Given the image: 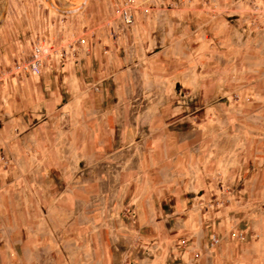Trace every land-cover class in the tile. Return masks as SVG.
<instances>
[{"label":"rangeland","instance_id":"rangeland-1","mask_svg":"<svg viewBox=\"0 0 264 264\" xmlns=\"http://www.w3.org/2000/svg\"><path fill=\"white\" fill-rule=\"evenodd\" d=\"M123 8L132 15L130 24L122 20ZM102 29L109 31L111 40L118 38L123 43L118 57L126 71L124 85L128 79L132 81L131 91L144 84L139 82L135 66L127 62L135 53L134 45L145 44L151 47L148 54H154L163 50L164 42L174 48L169 52L177 47L185 59L184 70L199 77L201 90L222 107L218 112L223 118L211 136L218 152L214 171L205 179V186L180 195L183 224L169 227L178 232L175 241L168 238L163 250L159 248L162 242L139 243L122 258L114 257L113 243L108 241L100 257L96 243L89 240V234L101 226L88 225V219L123 217L122 211L102 209L99 204L95 147L83 149L88 159L83 179L88 193L80 194V174L74 179L71 172L63 176L57 171L64 172L63 157L70 153L63 135L68 132V138H77L79 132L64 129L63 110L57 117L45 119L56 130L37 127L47 111L64 106L69 98L61 91L68 84L55 81V69L53 74L51 69H41L37 77L19 76L14 69L16 62L27 59L34 45L41 47L42 66L52 58L78 59L79 46L94 45ZM79 84L72 83L75 91ZM255 91L264 94V0H0V224L7 220V226L0 229L10 235L8 244L14 254L9 256V264H49L51 258L55 264H172L173 252H181L178 260L187 264L186 256L197 250L200 236L202 244L210 237L209 226L199 223L200 218L207 216L208 209L222 211L236 201L240 186L254 180L247 179V173L264 169V117L261 123L250 117L245 120L235 108L241 93ZM15 108L21 112L16 113ZM35 154L56 157L55 168L41 169V162L31 161ZM19 157L24 160L20 162ZM78 167L76 164L77 171ZM190 217L193 224L185 225ZM102 229L112 233L111 225ZM48 233L54 249L50 255ZM19 238L24 241L18 242ZM35 245L40 249L38 262L21 257L22 250L32 251Z\"/></svg>","mask_w":264,"mask_h":264},{"label":"crops","instance_id":"crops-1","mask_svg":"<svg viewBox=\"0 0 264 264\" xmlns=\"http://www.w3.org/2000/svg\"><path fill=\"white\" fill-rule=\"evenodd\" d=\"M108 35L109 31L102 29L94 45L79 46L78 59L52 58L51 63L46 61L42 66V70L51 69L52 74L55 69L56 82L68 84L61 92L69 99L62 108L47 111L37 127L56 130L45 119L57 117L63 110L64 129L79 132L77 138H68V132L63 135L70 153L63 157L64 172L57 171L63 176L71 172L74 179L79 173L80 194L88 193L83 182L88 159L83 149L89 145L95 147L96 162H99L95 193L101 195L99 204L102 209L122 211L123 217L97 222L88 219V225L101 226L89 234V240L96 243L100 257L104 255V242L108 241L113 243L114 257L122 258L135 251L139 243L162 242L159 248L163 250L164 241L168 238L175 241L178 232L169 231V227L183 224L180 195L205 186V179L214 171L218 152L214 148L216 139L211 136L223 118L218 112L222 107L211 102V94L205 95L201 90L199 77L184 70L185 59L177 47L175 52H169L174 48L164 42L163 50L154 54H148L151 47L145 44L134 45L135 53L129 55L127 62L135 66L139 82L144 84L131 91L132 81L128 79V85H124L126 71L118 57L123 43L118 38L111 40ZM19 76L31 77L27 73ZM78 81V91H75L72 83ZM262 94L256 91L252 95L240 94V104L235 108L245 120L250 117L256 123L263 121ZM89 131L92 132L89 134ZM31 158L33 162H41L43 170L55 168L58 161L56 157L36 154ZM246 178L254 180L240 186L236 201H231L222 211L208 209L207 216L200 218L199 223L209 226L210 237L202 244L203 236H200L197 250L186 256L187 264H264V169L250 171ZM192 220L188 218L185 225H192ZM3 222L0 227L7 226V220ZM104 225H111V234L104 233ZM212 235L219 240L213 247L209 245ZM49 238L48 233V255L54 251ZM9 239L10 235L0 229V264H9V256L13 257ZM20 241L24 239L19 238ZM39 255L37 245L32 251L28 248L21 251V257L32 258V262H38ZM173 256L172 264H183L178 260L181 252H173ZM49 264H55V260L51 258Z\"/></svg>","mask_w":264,"mask_h":264},{"label":"built area","instance_id":"built-area-1","mask_svg":"<svg viewBox=\"0 0 264 264\" xmlns=\"http://www.w3.org/2000/svg\"><path fill=\"white\" fill-rule=\"evenodd\" d=\"M121 17L122 20L126 24H130L132 22V15L128 11V9L123 8L121 10ZM83 44V41H80ZM41 47L39 45H34L31 49L30 55L27 57L26 60L22 62H16L14 64V69L17 73H27L31 76L37 77L41 73ZM209 245L211 247L216 246L219 242L218 238L215 235H212L209 241Z\"/></svg>","mask_w":264,"mask_h":264}]
</instances>
